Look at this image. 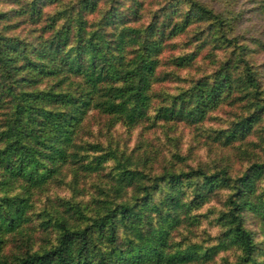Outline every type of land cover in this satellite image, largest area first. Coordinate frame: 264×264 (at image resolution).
Listing matches in <instances>:
<instances>
[{"label":"trees","instance_id":"obj_1","mask_svg":"<svg viewBox=\"0 0 264 264\" xmlns=\"http://www.w3.org/2000/svg\"><path fill=\"white\" fill-rule=\"evenodd\" d=\"M5 2L16 8L0 11V264H210L227 250L237 257L224 264H264V81L237 34L240 14L196 0ZM13 27L32 38L11 36ZM191 29L197 52L164 62ZM209 44L228 53L215 71L177 94L156 91L183 81L177 71L193 68ZM169 65L175 69L163 70ZM227 105L242 114L212 135L249 162L237 174L225 159L211 169L167 166L154 174L153 158L80 139L91 112L130 130L200 127ZM67 169L108 179L90 204L46 213L40 226L54 237L36 250V196L64 181ZM221 195L217 243L183 237Z\"/></svg>","mask_w":264,"mask_h":264},{"label":"rangeland","instance_id":"obj_2","mask_svg":"<svg viewBox=\"0 0 264 264\" xmlns=\"http://www.w3.org/2000/svg\"><path fill=\"white\" fill-rule=\"evenodd\" d=\"M74 0H63L65 4H70ZM209 7L216 13L233 11L240 14L237 34L242 37V43L251 49L252 63L255 64L264 81V0H196ZM160 7V6H159ZM157 5L150 7L151 10L159 8ZM9 2L0 5L1 12H8L15 9ZM51 13L54 7L48 8ZM13 25L14 23H9ZM27 30V29H26ZM11 36L20 35L22 38H32L28 31L10 29ZM196 30L191 29L188 34L174 41L175 47H171L163 57L164 62L168 59L191 52H197L196 47L201 45L192 39ZM232 36V35H230ZM198 44V45H197ZM229 52V51H228ZM227 51H216L212 44L199 51V57L193 68L189 70L177 71L183 81L173 80L156 87V91L174 95L182 88H188L187 80H194L207 76L216 70L218 62L226 59ZM175 69L171 65L164 66L163 70L171 71ZM176 71V70H175ZM175 80V81H174ZM242 114L239 107L223 106L215 111L209 121L200 127H191L185 124L158 125L150 127L149 124L140 125L132 130L123 125H109L106 117H100L96 112H91L80 134L83 142L100 145L107 151L116 150L131 156L134 159L150 157V172L160 174L164 167L176 166L177 170H188L189 168H214L222 160L230 161L233 174L244 170L249 162L239 160L238 150L235 148H223L213 140L214 130L227 128ZM259 142L258 137L253 138ZM249 152L260 154V147L249 148ZM75 170V169H74ZM108 172V171H106ZM64 181L51 187L47 192L36 196V209L33 216L35 233V249L44 247L50 237H54L52 229L44 231L41 222L45 220L44 215L62 214L66 215L68 204H90L100 192L107 179L104 174H84L81 170L74 172L67 169L64 174ZM224 211L223 195L216 197L211 203L205 205L199 214L203 216L202 225L194 227L192 234L183 233V237L188 236L192 241L213 247L217 243V238L221 234L222 228L217 223V216ZM46 240V241H44ZM263 238H257L261 241ZM237 254L234 250L221 251L216 257L215 263L224 264L225 261L234 263Z\"/></svg>","mask_w":264,"mask_h":264}]
</instances>
